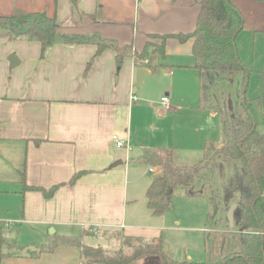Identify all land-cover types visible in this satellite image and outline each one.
<instances>
[{
  "label": "crops",
  "instance_id": "crops-1",
  "mask_svg": "<svg viewBox=\"0 0 264 264\" xmlns=\"http://www.w3.org/2000/svg\"><path fill=\"white\" fill-rule=\"evenodd\" d=\"M230 1L244 16L242 30L264 34V1ZM198 2L77 0L74 5L71 0H0V15L16 9L45 11L55 16L58 35H95L117 45L104 48L85 70L97 48L92 43L56 40L41 57L38 41L13 38L0 28V196L10 198L0 203V213L12 215L0 216L7 242L1 247L0 264H87L75 246L38 253L57 235H80L84 230L94 234L84 236L86 244L100 233L109 237L121 231L144 241L158 236L146 196L145 201L141 198L144 173L131 160L150 148L132 142L133 126L145 109L137 103L136 75L139 67L146 69L140 85L156 70L174 64L192 67L181 65L193 63L192 38L180 42L168 37L163 57L149 48L138 64L132 53L142 52L147 42H161L149 35L192 32ZM117 50L124 51L118 71ZM162 90L155 101L165 117L175 115L182 101L173 95L172 85ZM164 95L169 110L162 104ZM197 96L195 109L203 115L206 106L200 92ZM148 103L151 107L154 100ZM76 172L80 174L71 182ZM5 180L12 182L10 192L2 188ZM54 185L58 187L49 196L28 188L48 190ZM19 224L22 235L13 238L11 228Z\"/></svg>",
  "mask_w": 264,
  "mask_h": 264
},
{
  "label": "trees",
  "instance_id": "trees-1",
  "mask_svg": "<svg viewBox=\"0 0 264 264\" xmlns=\"http://www.w3.org/2000/svg\"><path fill=\"white\" fill-rule=\"evenodd\" d=\"M71 2L75 5L77 0ZM198 3L200 9L192 32L149 35L150 38H160L161 42H147L142 52L134 51V63L143 60L149 48L163 57L164 42L168 37H175L180 42L192 38V67L199 74L200 97L205 99L208 96L205 90H208L210 83L218 87L226 75L234 73L240 80V102L234 107L232 119L227 120L225 138L219 148L214 149V154L206 153L198 162L186 164L179 160L172 147L161 146L145 149L133 160L158 167V172L146 189V205L153 215L164 213L171 206L174 190L179 187L186 189L202 167H213L218 161L227 166L237 163L240 193L234 210L238 230L235 235L236 244L216 241V260L180 261L164 251L161 235L144 241L120 231L117 235L121 247L105 249L84 243V236L94 235L92 231L84 230L80 235H57L52 243L39 247L38 253L50 252L59 245H66L79 248L80 260L87 264H135L136 261L153 257H158L159 264H264V135L257 130L247 105V102L254 99L245 95L251 69L241 61L236 46V37L244 25V16L230 0H199ZM0 28L9 30L13 38L38 41L41 57L56 40L93 43L97 48L85 70L90 67L94 57L108 46L103 39L95 38L94 35H58L55 16H49L45 11L16 9L10 15H0ZM123 53L116 51L117 71L122 65ZM157 65L149 64L152 67ZM205 106L219 107L212 103ZM224 113L226 115V111ZM79 174L76 172L71 182ZM57 187L54 185L46 190L28 186L29 189L42 191L46 196L51 195ZM5 244L7 242L0 227V257L1 247Z\"/></svg>",
  "mask_w": 264,
  "mask_h": 264
},
{
  "label": "rangeland",
  "instance_id": "rangeland-1",
  "mask_svg": "<svg viewBox=\"0 0 264 264\" xmlns=\"http://www.w3.org/2000/svg\"><path fill=\"white\" fill-rule=\"evenodd\" d=\"M94 37L96 38L95 35ZM105 43L108 44L107 47H117L114 42ZM236 45L241 61L251 69L245 95L254 100L247 102V105L255 119L257 130L264 135V34L242 30L236 39ZM187 64L193 63L185 62L181 65ZM174 66L156 70L144 84L136 86L137 103L145 109H142L137 124L133 126L132 142L136 145L141 142L144 147L150 148L170 146L180 161L193 164L206 153L214 154V149L219 148L225 138L227 120L232 119L234 107L242 97L239 93L240 80L237 74L229 73L219 82L218 87L210 83L208 90H205L208 96L203 99L204 104L212 103L219 107H204V114L200 115L195 109L200 92L197 72L192 67ZM171 85L173 95L182 101L183 108H178L175 115L169 112L165 117L155 98L159 97L164 87ZM151 99L154 103L150 107L148 102ZM136 156L131 160L134 161L138 157ZM136 163L141 165L140 172L144 173L140 191L142 190L141 198L145 201L147 185L154 178V173L158 172V167ZM150 167L153 171H149ZM3 184L2 188L10 192L12 182L5 180ZM239 193L237 163L227 166L218 161L213 167H202L186 189L179 187L174 190L171 206L164 213L150 216L151 221L157 224L155 234H161L164 251L180 261L216 260V241L236 244L237 226L235 221L230 225L227 213L237 203ZM8 199V196H0V203L7 204ZM0 216L9 218L12 215L4 211ZM233 219L235 220L234 211ZM11 232L13 238H20L21 225L12 227ZM89 236L94 237L86 235ZM96 237L88 239L87 244L105 249L121 247L118 235L111 234L108 237V233H100ZM135 264H159V259H142Z\"/></svg>",
  "mask_w": 264,
  "mask_h": 264
},
{
  "label": "water",
  "instance_id": "water-1",
  "mask_svg": "<svg viewBox=\"0 0 264 264\" xmlns=\"http://www.w3.org/2000/svg\"><path fill=\"white\" fill-rule=\"evenodd\" d=\"M11 64H13L12 61V57L10 58ZM146 71V69L144 67H139L137 70V75H136V80L138 83H136V85H139L140 82H142L141 76L142 74H144V72ZM237 207V203H234L229 209H228V213H227V218L228 221L230 223V225H232L234 223V219H233V211L234 209Z\"/></svg>",
  "mask_w": 264,
  "mask_h": 264
},
{
  "label": "built area",
  "instance_id": "built-area-1",
  "mask_svg": "<svg viewBox=\"0 0 264 264\" xmlns=\"http://www.w3.org/2000/svg\"><path fill=\"white\" fill-rule=\"evenodd\" d=\"M131 98L133 99V100H135L136 99V97L133 95V96H131ZM161 101H162V104H163V106L167 109V110H169L171 107H170V104H169V102H168V97L166 96V95H164V96H162L161 97ZM116 144L118 145V146H122L123 145V141H121V140H117L116 141ZM149 171H153V168H149Z\"/></svg>",
  "mask_w": 264,
  "mask_h": 264
}]
</instances>
